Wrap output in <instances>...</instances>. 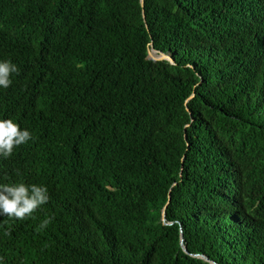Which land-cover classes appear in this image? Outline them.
<instances>
[{
	"label": "trees",
	"instance_id": "16d2710c",
	"mask_svg": "<svg viewBox=\"0 0 264 264\" xmlns=\"http://www.w3.org/2000/svg\"><path fill=\"white\" fill-rule=\"evenodd\" d=\"M3 59L0 182L49 201L0 264H264V0H0Z\"/></svg>",
	"mask_w": 264,
	"mask_h": 264
},
{
	"label": "clouds",
	"instance_id": "9594fccd",
	"mask_svg": "<svg viewBox=\"0 0 264 264\" xmlns=\"http://www.w3.org/2000/svg\"><path fill=\"white\" fill-rule=\"evenodd\" d=\"M20 69L11 59L0 60V88L7 89L13 83V74H19ZM32 134L27 128L21 126L13 119H0V157L10 158L14 149L27 144ZM19 180L0 182V214L10 219H35L34 213L49 201V190L46 185L26 183L20 171L16 170ZM7 179V176H6ZM54 217L46 216L36 228L42 232L52 223ZM7 224V221H4ZM5 236H11V225L4 230ZM3 257H0L2 260Z\"/></svg>",
	"mask_w": 264,
	"mask_h": 264
},
{
	"label": "water",
	"instance_id": "95a60500",
	"mask_svg": "<svg viewBox=\"0 0 264 264\" xmlns=\"http://www.w3.org/2000/svg\"><path fill=\"white\" fill-rule=\"evenodd\" d=\"M142 2V6L144 8V0H141ZM143 14H144V11H143ZM144 18H145V14H144ZM149 58L150 59H153V60H164V59H167L169 60L171 63H174V59L173 57L170 55V54H166L164 52H161V51H157L156 49H152L150 50L149 52ZM171 201V194L169 195V200L167 202V204L165 205L164 209H163V220L166 221V209H167V205L168 203ZM182 246H183V249L185 251H187V248L186 246L184 245V239H183V236H182ZM194 256H198V257H201L205 260H209V258L207 256H204V255H200V254H194ZM213 264H218L216 262H212Z\"/></svg>",
	"mask_w": 264,
	"mask_h": 264
}]
</instances>
